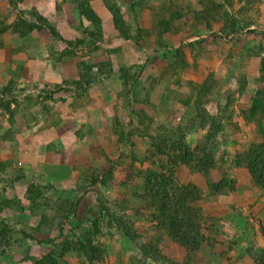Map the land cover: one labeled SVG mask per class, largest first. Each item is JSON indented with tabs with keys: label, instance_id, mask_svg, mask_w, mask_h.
<instances>
[{
	"label": "rangeland",
	"instance_id": "1",
	"mask_svg": "<svg viewBox=\"0 0 264 264\" xmlns=\"http://www.w3.org/2000/svg\"><path fill=\"white\" fill-rule=\"evenodd\" d=\"M263 143L264 0H0V264H264Z\"/></svg>",
	"mask_w": 264,
	"mask_h": 264
},
{
	"label": "trees",
	"instance_id": "2",
	"mask_svg": "<svg viewBox=\"0 0 264 264\" xmlns=\"http://www.w3.org/2000/svg\"><path fill=\"white\" fill-rule=\"evenodd\" d=\"M256 110H257V103H255L251 107L250 114L254 115ZM207 139H209V137H207ZM206 144H208V141L206 142ZM209 146L207 147V149H209ZM186 154L187 153L185 152V154H183V157H185ZM188 156H189V154H187V157ZM196 158L200 162L198 170H197L198 172L205 173L207 168L214 167V163L212 161L213 158H212L211 152L209 150H206V152H204L202 154H196ZM235 162H236V165H238V166L242 165L247 169V171H248L251 179L253 180V183L255 186L264 187V143L262 146L255 148V149H251L247 153L237 155ZM160 186L164 187V185L162 183ZM209 186H210V189H212V191L223 190L224 187L226 186L225 180H222L221 183L217 184V185H214L213 183H211ZM228 186L229 185H227V187ZM148 195H150V196L153 195V198L149 203L150 206H154L155 208H157L159 205L158 209L160 212V216H162L164 218H168V220L171 221V219H169V217L171 218V216L168 214L171 211V209H166L163 205V204H165V205L167 204L166 200H170V198H168V194L165 191V187L163 189L162 188H156L155 190L153 188H151ZM186 195L180 196V197H182L183 201H186ZM174 214L175 213H173V215ZM93 226H94V230H92V232H89L88 235L86 237H84L82 239L83 241H81V243L79 244L80 251H82V253L85 256H87L88 258H90L94 254L95 250H96V252L99 251L98 246L93 244V236H92L93 232H96V233L98 232V227H97L96 223H94ZM165 228L169 229L170 227L166 226ZM177 229H178V226L173 230L171 229V232H173V235H175V236L178 235ZM183 237H184V235H183ZM98 254H99V252L97 253V255ZM37 264H66V263L63 261L61 262V261L57 260V257H55L52 254H47L43 257L41 262L38 261Z\"/></svg>",
	"mask_w": 264,
	"mask_h": 264
}]
</instances>
